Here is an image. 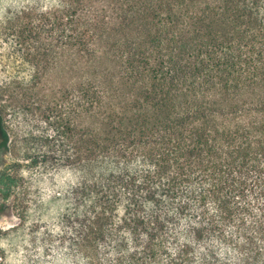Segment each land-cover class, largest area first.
Masks as SVG:
<instances>
[{"label": "trees", "instance_id": "1", "mask_svg": "<svg viewBox=\"0 0 264 264\" xmlns=\"http://www.w3.org/2000/svg\"><path fill=\"white\" fill-rule=\"evenodd\" d=\"M45 12L36 67L61 79L59 98L41 94L54 129L41 162L79 176L58 261L264 264V0H64Z\"/></svg>", "mask_w": 264, "mask_h": 264}, {"label": "rangeland", "instance_id": "2", "mask_svg": "<svg viewBox=\"0 0 264 264\" xmlns=\"http://www.w3.org/2000/svg\"><path fill=\"white\" fill-rule=\"evenodd\" d=\"M63 2L0 0V110L2 105L8 133L0 143V177L15 179L10 187L0 180V264H61L53 241L63 232L68 187L79 176L41 162V134L54 136V129L41 123V94L54 93L61 77L55 68L41 76L36 48L41 12Z\"/></svg>", "mask_w": 264, "mask_h": 264}]
</instances>
